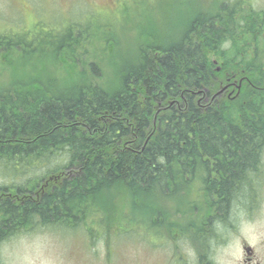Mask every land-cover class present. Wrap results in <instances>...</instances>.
Returning a JSON list of instances; mask_svg holds the SVG:
<instances>
[{"label":"trees","instance_id":"16d2710c","mask_svg":"<svg viewBox=\"0 0 264 264\" xmlns=\"http://www.w3.org/2000/svg\"><path fill=\"white\" fill-rule=\"evenodd\" d=\"M222 17L204 19L199 30L194 28L197 35L191 32L169 44L153 36L151 44L134 51L135 58L117 65L116 85L104 78L76 81L67 93L55 94L49 84L40 88L42 97L32 90L38 87L0 96V175L5 180L0 181V243L37 228L86 227L90 216L104 214L102 201L114 190L139 197L142 207L152 192L186 190L183 186L200 170L212 178L208 187L219 196L220 211L227 212L235 184L259 163L264 86L254 77L255 62L242 66L226 58L218 70L208 47L224 39L242 44L249 37L264 46V12L251 13V26L242 36L239 28L230 31L221 24ZM0 40L17 48L20 43L15 36ZM105 40L110 45L111 39ZM248 51L256 58L255 48L246 46L228 45L223 52L231 58ZM84 68L100 76L91 59ZM234 77L248 78L240 96L213 98Z\"/></svg>","mask_w":264,"mask_h":264},{"label":"rangeland","instance_id":"374dc122","mask_svg":"<svg viewBox=\"0 0 264 264\" xmlns=\"http://www.w3.org/2000/svg\"><path fill=\"white\" fill-rule=\"evenodd\" d=\"M227 1L0 0V32L11 30L16 35L20 32L23 37L18 39L21 42L18 48L0 44V96L15 97L26 92L25 89L38 87L32 90L42 97L39 92L48 89L49 84L53 93H67L79 82H102L104 78L110 85H116L117 65L128 56L135 58L137 52L134 51L144 44H151L153 36L158 43L169 44L180 37H188L191 32L197 35L194 28L199 30L204 19L222 16L225 18L219 19L221 24H227L230 31L239 28L238 34L242 36L241 32L251 26V21L247 24L251 16L247 12H264V0ZM109 31H113L112 36ZM5 35L0 34V37ZM105 37L111 39L110 45ZM115 38L119 40L117 47ZM247 40L240 44L224 39L218 46L208 47L209 59L216 67L226 58L240 61L238 63L242 66L255 62L258 72L253 75L264 86V64L261 62L264 46L257 47L258 43L251 37ZM228 45L255 48L256 58L248 56L249 51L241 56H225L223 51ZM13 47L17 49L4 50ZM112 52L117 57L110 59ZM90 59L98 65L100 76L95 77L84 68ZM259 147V168L255 165L247 169L246 178L242 177L243 181L235 184L236 193L231 197L235 225L239 231L252 237L257 236V230L250 228L264 220V141ZM257 168L261 172L259 177L252 174ZM3 180L0 175V181ZM188 181L192 182L183 186L185 191L152 192L153 195L147 198L148 203L139 208V197L131 198L126 191L114 190L108 193L107 201H102L104 214L88 218V228L83 224L70 229L37 228L4 240L0 243V264H172V261L193 264L199 251L212 258L218 257L220 264H226L227 251L216 243L221 236L228 235L224 226L226 213L221 210L214 216L208 214L214 210L210 202L205 204L206 210L201 208L203 204L199 196L213 197L215 203L216 192L208 187L212 178L207 180L205 171L200 170L195 171L192 180ZM251 189L259 190L263 197L253 218L248 217L246 207L251 201ZM197 205L200 207L198 211ZM85 210L83 212L89 215ZM128 212L131 215L127 219L117 217ZM200 218L204 221L202 228L198 225ZM173 219L184 221L185 227L180 226L181 233H175ZM91 220H95V224ZM98 220L107 227L105 233L99 228ZM151 221H158V224L149 223ZM116 227L123 231L119 237H115ZM146 230L150 234L145 238ZM160 233H169L170 236H160ZM167 239L173 242L169 243Z\"/></svg>","mask_w":264,"mask_h":264},{"label":"flooded vegetation","instance_id":"af4514ba","mask_svg":"<svg viewBox=\"0 0 264 264\" xmlns=\"http://www.w3.org/2000/svg\"><path fill=\"white\" fill-rule=\"evenodd\" d=\"M258 148L260 149V147ZM259 159H260V154L258 160ZM258 170L255 169L253 170L254 172H252V174H256V177L259 174H261V172ZM249 192L251 193V194L249 193V195L251 196L250 197L251 201L249 205L246 206L247 215L249 218L250 217L253 218L255 217V213L257 212L263 201V197H262V193L257 189H251L249 190ZM206 200L207 202L205 204L207 203L209 204L210 202L211 209L214 210V211L210 210L208 214L213 213L214 216V214L220 211L221 209L220 208L221 204H218V202L221 200L220 198H218V195L217 198H215L216 200L215 203L213 197L212 198H208V196L203 197L202 199L203 203ZM205 204H203L201 208L204 207L206 210ZM231 205L232 203L228 205V210L226 212L224 219V226L227 230L226 234L228 235L221 236L219 240L216 242L218 245L220 246L222 245V247H224L227 251L228 263L226 264H264V220H261L259 225L252 226L250 228L257 230L256 237H252L249 233L241 232L238 230V227L235 225V222L233 221L232 218L233 211ZM196 207H197L196 211H198V209L200 210V207L198 205ZM204 218H207V215L204 216ZM202 223H204V221H202V219L200 218L198 221L199 228H202ZM180 226L185 227L183 220L179 225V232L181 233ZM250 229L247 232H249ZM200 232L201 231H199V233ZM203 238L205 239L204 234H203ZM198 253L199 254L196 253L193 264H220L218 257L212 258L210 254L208 255L207 253L201 251H199Z\"/></svg>","mask_w":264,"mask_h":264}]
</instances>
